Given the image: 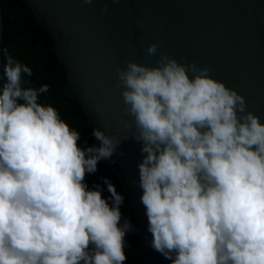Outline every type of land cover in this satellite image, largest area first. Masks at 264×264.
I'll return each instance as SVG.
<instances>
[{"label": "clouds", "instance_id": "1", "mask_svg": "<svg viewBox=\"0 0 264 264\" xmlns=\"http://www.w3.org/2000/svg\"><path fill=\"white\" fill-rule=\"evenodd\" d=\"M0 55V264H124L133 227L121 223L124 196L104 178L105 198L85 178L130 136L142 142L140 199L155 251L171 264H264V123L210 68L167 53L155 66L116 67L132 117L124 126L135 132L94 128L100 146L81 148L80 132L41 102L50 86H29L32 68Z\"/></svg>", "mask_w": 264, "mask_h": 264}, {"label": "water", "instance_id": "2", "mask_svg": "<svg viewBox=\"0 0 264 264\" xmlns=\"http://www.w3.org/2000/svg\"><path fill=\"white\" fill-rule=\"evenodd\" d=\"M54 42L67 81L93 129L132 135L116 67L128 61L155 66L161 53L179 63L211 69L210 75L243 95L247 110L264 123V0H24ZM107 8V12L102 11ZM141 23H137V22ZM4 21L0 3V53ZM159 45L149 55L150 44ZM191 75V73H190ZM100 146V141H98ZM142 142L132 136L101 162L122 185L139 240L125 245L133 264H171L151 247L138 165Z\"/></svg>", "mask_w": 264, "mask_h": 264}, {"label": "trees", "instance_id": "3", "mask_svg": "<svg viewBox=\"0 0 264 264\" xmlns=\"http://www.w3.org/2000/svg\"><path fill=\"white\" fill-rule=\"evenodd\" d=\"M0 3L4 21L2 51L7 49L16 60L32 68V77H26L30 80L29 86L36 88L44 84L50 86L49 92L41 95V102L55 107L60 112L61 118L80 132L78 143L81 148L99 147L98 140L92 135L93 126L67 81L66 69L57 57L54 42L46 29L39 25L24 0H0ZM5 62L0 55V75ZM104 178H107L116 187L117 192L124 196V203L120 206L121 223L124 219H128L133 226L125 236V245L134 247L138 243L139 236L133 212L129 199L114 173L100 161L97 171L86 175L85 182L89 189L100 185L103 188V196L108 198L111 194L107 191ZM125 254L127 260L124 264H133L131 255L127 251Z\"/></svg>", "mask_w": 264, "mask_h": 264}]
</instances>
